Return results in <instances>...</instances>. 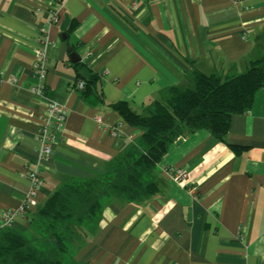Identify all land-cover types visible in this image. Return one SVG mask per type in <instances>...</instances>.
<instances>
[{"label":"crops","instance_id":"obj_1","mask_svg":"<svg viewBox=\"0 0 264 264\" xmlns=\"http://www.w3.org/2000/svg\"><path fill=\"white\" fill-rule=\"evenodd\" d=\"M42 31L50 43L40 95L31 87ZM262 54L264 0H0V213L30 189L49 98L67 116L39 161L34 204L14 217L22 232L59 186L104 173L136 140L140 130L115 102L144 114L169 87H191L193 69L235 75ZM91 77L88 91L77 89ZM224 138L205 129L179 135L157 164L155 195L111 197L95 228L70 239L76 264H264V88L232 115Z\"/></svg>","mask_w":264,"mask_h":264},{"label":"trees","instance_id":"obj_2","mask_svg":"<svg viewBox=\"0 0 264 264\" xmlns=\"http://www.w3.org/2000/svg\"><path fill=\"white\" fill-rule=\"evenodd\" d=\"M78 80L84 84L77 89L85 93L95 77ZM260 88H264V54L235 75H208L195 68L191 87H169L165 99L154 100L144 114L126 101L115 102L122 119L140 130L136 140L114 157L104 173L59 186L30 220V231L1 229L0 264H76L70 239L95 228L111 197L137 202L155 195L157 164L169 145L184 131L199 129L224 141L232 115L248 110Z\"/></svg>","mask_w":264,"mask_h":264},{"label":"built area","instance_id":"obj_3","mask_svg":"<svg viewBox=\"0 0 264 264\" xmlns=\"http://www.w3.org/2000/svg\"><path fill=\"white\" fill-rule=\"evenodd\" d=\"M55 19V16H54ZM43 32V31H42ZM50 43L49 38L43 32L39 42V47L35 51V60L32 68L33 76L36 78L31 87V91L43 95L45 92V79H46V52L45 47ZM15 82V78H11ZM83 80H78L76 83L77 88H82ZM67 116V109L63 104L56 102L54 99L49 98L47 101V110L42 119L39 131L37 133L38 144V159L36 163L28 170V177L31 185L29 191L26 193L21 204L15 208L5 209L0 213V230L10 227L13 224L14 217L18 214L25 215L29 207L34 204V197L43 184V177L40 170V163L42 159L47 158L52 149V144L55 141V133L62 130ZM173 178L183 179L184 172H174L168 169Z\"/></svg>","mask_w":264,"mask_h":264},{"label":"water","instance_id":"obj_4","mask_svg":"<svg viewBox=\"0 0 264 264\" xmlns=\"http://www.w3.org/2000/svg\"><path fill=\"white\" fill-rule=\"evenodd\" d=\"M67 52H68V58L71 62H76L80 59V57L73 51V48L67 43Z\"/></svg>","mask_w":264,"mask_h":264}]
</instances>
